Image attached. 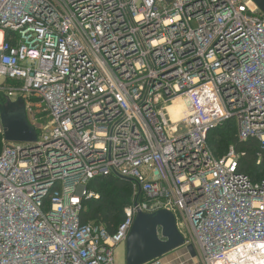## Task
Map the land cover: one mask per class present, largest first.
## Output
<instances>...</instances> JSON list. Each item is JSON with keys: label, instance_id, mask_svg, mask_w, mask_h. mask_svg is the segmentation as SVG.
I'll use <instances>...</instances> for the list:
<instances>
[{"label": "built area", "instance_id": "1", "mask_svg": "<svg viewBox=\"0 0 264 264\" xmlns=\"http://www.w3.org/2000/svg\"><path fill=\"white\" fill-rule=\"evenodd\" d=\"M11 103L38 142L7 143L0 121V264H116L137 215L161 210L197 264H264V179L208 145L234 121L264 151L253 0H0V111ZM98 178L131 185L114 234L81 222Z\"/></svg>", "mask_w": 264, "mask_h": 264}, {"label": "water", "instance_id": "2", "mask_svg": "<svg viewBox=\"0 0 264 264\" xmlns=\"http://www.w3.org/2000/svg\"><path fill=\"white\" fill-rule=\"evenodd\" d=\"M253 1L264 13V0ZM0 121L7 143L34 145L38 142L37 130L29 123L25 106L9 104L7 110L0 111ZM125 247L126 264H147L185 248V240L177 228L175 216L167 210H161L152 215H137ZM186 249L191 257H196L193 246Z\"/></svg>", "mask_w": 264, "mask_h": 264}, {"label": "trees", "instance_id": "3", "mask_svg": "<svg viewBox=\"0 0 264 264\" xmlns=\"http://www.w3.org/2000/svg\"><path fill=\"white\" fill-rule=\"evenodd\" d=\"M208 145L218 159L227 156L230 149L233 148L236 154L241 156L238 164L239 172L249 176L253 181L264 179V151L260 143L256 139L240 142L237 138L234 121L226 122L211 130L208 135ZM1 146L0 140V151ZM228 148V153L222 155ZM91 189L100 195V198L84 202L85 208L81 214V222L83 224L92 222L102 224L110 234H114L124 221V209L130 203V183L113 178H98L92 182ZM117 200L126 203L121 211L116 204Z\"/></svg>", "mask_w": 264, "mask_h": 264}, {"label": "crops", "instance_id": "4", "mask_svg": "<svg viewBox=\"0 0 264 264\" xmlns=\"http://www.w3.org/2000/svg\"><path fill=\"white\" fill-rule=\"evenodd\" d=\"M164 264H197L195 258L191 257L187 249H177L163 258H161Z\"/></svg>", "mask_w": 264, "mask_h": 264}, {"label": "rangeland", "instance_id": "5", "mask_svg": "<svg viewBox=\"0 0 264 264\" xmlns=\"http://www.w3.org/2000/svg\"><path fill=\"white\" fill-rule=\"evenodd\" d=\"M218 136V135H217ZM218 140V139H217ZM228 149H226L222 155H226L228 153ZM116 204L118 205V209L121 211L122 209H124L126 203H122L119 202L117 200ZM103 212V211H102ZM106 212V211H104ZM103 212V213H104ZM114 259H115V263L116 264H125L126 263V247L125 244H121L120 246H118L115 250V254H114Z\"/></svg>", "mask_w": 264, "mask_h": 264}, {"label": "bare ground", "instance_id": "6", "mask_svg": "<svg viewBox=\"0 0 264 264\" xmlns=\"http://www.w3.org/2000/svg\"><path fill=\"white\" fill-rule=\"evenodd\" d=\"M183 102L181 101V99L177 100L173 106L170 107V112L172 113L174 119H178L179 118V114H180V111L183 109ZM257 250H261L260 248H257ZM236 261H239V260H244V257H238L235 259Z\"/></svg>", "mask_w": 264, "mask_h": 264}]
</instances>
